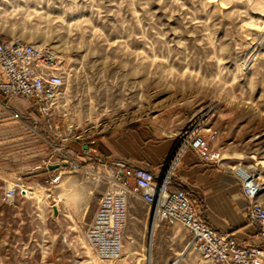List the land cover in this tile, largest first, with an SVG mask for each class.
<instances>
[{
	"label": "rangeland",
	"instance_id": "374dc122",
	"mask_svg": "<svg viewBox=\"0 0 264 264\" xmlns=\"http://www.w3.org/2000/svg\"><path fill=\"white\" fill-rule=\"evenodd\" d=\"M0 33L51 48L64 76L53 121L68 148L121 130L154 142L215 131L210 150L240 154L264 206V0H0ZM33 180L23 227L0 234V264H166L179 254L195 264L181 228L151 221L120 260L99 259L84 232L104 184L90 172L66 174L60 223L33 228L30 210L50 204ZM139 211L151 217L142 201Z\"/></svg>",
	"mask_w": 264,
	"mask_h": 264
},
{
	"label": "built area",
	"instance_id": "2783aa9c",
	"mask_svg": "<svg viewBox=\"0 0 264 264\" xmlns=\"http://www.w3.org/2000/svg\"><path fill=\"white\" fill-rule=\"evenodd\" d=\"M63 80L49 46L27 42L17 36L6 38L0 33L3 115L48 150L49 157L33 170H47L51 165H58L52 175L38 183L50 200L49 208L55 206L60 210L62 197L54 194L66 174L90 172L95 182L104 184L84 232L89 247L99 259L109 262L121 259L129 199L137 197L151 207L152 225L164 223L183 230L188 240L186 250L195 255V264H264V242H240L230 234L217 232L202 218V210L193 196L181 188L170 187V171L186 151L191 150L208 164L220 161L219 152L209 148L216 137L215 131L208 130L204 136L197 129L190 130L173 153L168 171L161 179L146 167L126 159L105 160L88 149L78 154L68 148L69 138L53 121ZM235 175L247 203V219L260 228V236L264 239V206L259 202L261 186L245 169L238 167ZM21 192L33 195L32 187L21 177L12 178L4 186L2 202L13 204ZM166 264H185V259L179 254Z\"/></svg>",
	"mask_w": 264,
	"mask_h": 264
},
{
	"label": "crops",
	"instance_id": "0c3cea01",
	"mask_svg": "<svg viewBox=\"0 0 264 264\" xmlns=\"http://www.w3.org/2000/svg\"><path fill=\"white\" fill-rule=\"evenodd\" d=\"M2 104L3 98L0 94V234L9 232L13 228L16 230L22 228L24 222L20 215L26 205L33 206L32 198L22 194L18 195L11 205L3 203L1 197L5 184L14 177H21L22 181L30 186L29 182H34L33 179L43 181L55 171L48 168L33 170L46 161L49 152L42 142L36 146L35 140L29 134L4 117ZM179 139L167 137L155 142L147 141L146 136L140 132L121 130L78 144V148L72 150L81 154L88 149L92 154L109 161L126 159L146 167L161 179L168 171L166 161L175 152ZM219 154L221 159L217 164H208L201 161L191 150L186 151L170 171V187L181 188L193 196L195 203L202 210V218L217 232L230 234L240 242L254 244L264 242L260 236V228L249 222L246 216L247 203L241 194L240 184L235 175L238 166L236 161L239 160L236 155L240 154L228 152H219ZM64 178L55 188V191L58 190L63 194L64 209L59 210L56 217L53 216L50 208L30 210L29 217L33 222V228H49L51 224L60 223L63 211L66 212L69 207L65 196L70 188V182L65 181L61 184ZM140 207L139 198L129 199L123 244L133 236L144 234L147 230V222L148 229L150 228L152 209L148 206L151 217L147 218L145 212L139 211ZM94 212L95 207L91 218ZM159 229L162 230L163 226Z\"/></svg>",
	"mask_w": 264,
	"mask_h": 264
},
{
	"label": "water",
	"instance_id": "95a60500",
	"mask_svg": "<svg viewBox=\"0 0 264 264\" xmlns=\"http://www.w3.org/2000/svg\"><path fill=\"white\" fill-rule=\"evenodd\" d=\"M49 170H56L58 169V165H51L48 167ZM52 213L53 216L56 217L58 215V209L55 206H52Z\"/></svg>",
	"mask_w": 264,
	"mask_h": 264
}]
</instances>
